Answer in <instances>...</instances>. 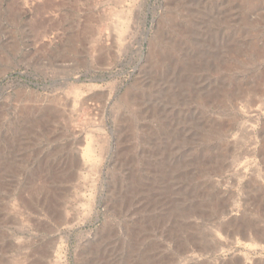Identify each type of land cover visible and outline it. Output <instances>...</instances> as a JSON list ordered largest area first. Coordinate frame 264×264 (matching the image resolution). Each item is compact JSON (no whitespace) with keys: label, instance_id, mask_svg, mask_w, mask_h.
<instances>
[{"label":"rangeland","instance_id":"374dc122","mask_svg":"<svg viewBox=\"0 0 264 264\" xmlns=\"http://www.w3.org/2000/svg\"><path fill=\"white\" fill-rule=\"evenodd\" d=\"M0 264H264V0H0Z\"/></svg>","mask_w":264,"mask_h":264}]
</instances>
